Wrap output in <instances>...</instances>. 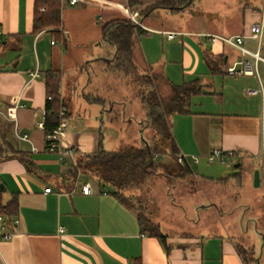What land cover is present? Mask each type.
I'll list each match as a JSON object with an SVG mask.
<instances>
[{
  "label": "crops",
  "instance_id": "obj_1",
  "mask_svg": "<svg viewBox=\"0 0 264 264\" xmlns=\"http://www.w3.org/2000/svg\"><path fill=\"white\" fill-rule=\"evenodd\" d=\"M35 5L36 0H0V185L5 189L3 203L16 204V217L20 220L17 226L10 227L15 233L13 239L0 241V264H246L238 250L245 244L240 242L237 232L245 235L249 229L246 226L249 215L242 210L238 213L244 214L242 219L232 216L233 219L226 222L218 216L213 221L203 220L204 214L214 219L216 213L199 211L198 220H191L188 230H181L174 236L165 234L170 248L167 254L158 239L142 233L136 214L108 194L107 187L102 188L96 182L81 183L79 178L74 182L69 180L68 167L80 156L95 153L103 146L100 127L104 114L107 113L114 126H118V119L123 118L128 109L124 101L120 103V112L100 107L102 104L95 101L98 93L96 88L92 89L97 71L101 64L110 69L114 61L104 56L107 49H102L104 43L109 44L103 38L104 24L117 20L135 23L125 12L130 8L127 0H84L77 5L62 0L59 26L35 32ZM262 9L263 6L260 14L252 17V25L261 20ZM141 24L144 33H176ZM252 25L247 24L243 35L250 34ZM207 34H221L199 33L196 36L209 47L208 55L223 62L227 70L236 54L232 55L229 47L221 43H212L205 37ZM176 37H167V40L174 42ZM247 41L251 40H246L245 45ZM135 45L134 61L141 58L145 62L144 65L136 62L135 66L139 71L150 70L148 43L141 41L143 49ZM180 47L172 45L170 53L179 55L184 72L190 76L202 73L199 61L185 50V44ZM247 47L255 50L256 43L253 48ZM156 67L161 70V65ZM209 69L212 75L227 74L217 66L210 65ZM50 74H57L61 79V100L70 123L63 136V145L75 151V161L63 162L57 152L48 151V132L46 127H39L41 121L46 125V78ZM235 77L239 79L230 82L234 85L231 92L228 93L224 86L221 102L214 103L219 110H194L190 104L189 113L171 115L169 122L180 155L187 159L199 158L194 164L200 167L203 180L228 182L225 177L214 178L215 168L207 157L213 150H233L239 154L240 166L247 163L246 173L240 176L244 187L253 186L256 171L260 173L261 187L264 186L262 95L249 94L260 85L255 77ZM195 80L202 87L201 94L217 95L213 80L204 85L205 81L194 77L183 83ZM65 84L74 88L77 99L73 108L64 100ZM170 85L163 77L162 92L169 94ZM83 86L82 93L78 94ZM232 93L234 98L227 99L226 95ZM113 103L119 104L118 101ZM91 104L95 105V111L90 109ZM229 104L232 106L227 109ZM15 106L20 107L13 122L7 117ZM70 108L79 120L72 119ZM25 134L28 140L19 138ZM22 157L29 160L30 168ZM85 183L92 185L89 195L82 192ZM48 188L52 192L46 193Z\"/></svg>",
  "mask_w": 264,
  "mask_h": 264
},
{
  "label": "rangeland",
  "instance_id": "obj_2",
  "mask_svg": "<svg viewBox=\"0 0 264 264\" xmlns=\"http://www.w3.org/2000/svg\"><path fill=\"white\" fill-rule=\"evenodd\" d=\"M154 1L149 0L148 2L153 3ZM145 2L142 4L139 2L131 10L130 8L128 9L133 13L139 14L140 10L145 8L148 3L147 1ZM263 5L264 0H196L184 11L176 14H171L172 12L167 9L158 8L154 11L152 17H138L137 20L150 27L158 30L175 31L177 37L174 42H169L166 34L150 31L140 33V39L137 35L135 36L134 41H136L138 47H142L140 45L141 41L142 43H148L149 59L147 62L150 65V70H138L139 72L125 75L120 70H114L117 62H113L110 69L105 68L104 64H101L102 66L97 71L96 79L93 80L94 87L92 89L96 88L98 93L97 99H102L101 97L107 98L99 106H105L108 110L115 108L120 112V103L124 101L128 104L124 117L118 119L120 122L118 126H114L107 113L104 114L103 123L100 127L103 136V146L101 145V149L112 152L127 146L140 148L144 144V138L152 142L150 128L143 126L145 124L143 120L146 119L147 111L142 107L140 96L144 93L147 94L150 90L151 93H155L154 95L157 96L158 100L167 99L169 95L163 93L161 90L163 77L171 85L179 86L183 84V81H190L194 77L205 81L203 82L204 85H207L209 82L213 83L212 80L215 81L213 88L217 93L215 97L203 94L198 95V97L193 96L191 104L194 110L197 108L212 111L219 110L214 103L221 102L222 98L220 95L224 86L228 88V93L231 92L230 90L234 85L230 82L239 78L228 74L225 75L224 72H222L223 74H210V65L212 67L217 66L221 71H226V73L227 70L223 62L217 61L208 55L209 47L196 34L216 33L225 36H241L244 34L247 24H249V27L252 25V17L260 14ZM106 24L107 22L104 25ZM182 32H192V34L182 35ZM254 43V41H247L246 46L253 48ZM109 44H103L102 49H107V53H104V56L114 59L116 48ZM184 44L185 50L191 54V57L199 61L202 73L199 72L195 76L187 75L184 72L179 55L170 53L172 45L181 49L180 46ZM228 51L232 52V55L236 54L235 58L232 59L231 65L234 64V61L240 60L241 55L239 50L228 48ZM194 59L193 61H195ZM136 62L139 65L145 64L141 58H137ZM136 62L134 61V65H138L135 64ZM156 65H161V70H158L159 68ZM139 77H145L149 81H152L149 90L146 86H140L143 84V79L140 80ZM83 89L84 86L80 87L78 94H81ZM64 90L66 105L73 108L72 105L77 99L74 97V88L72 85L68 86L65 84ZM204 90H206V87H204ZM87 93V95L91 94ZM234 96L233 93L227 94L226 98L228 99L229 97L231 99ZM116 101L119 102L118 105L113 103ZM231 106L229 104L227 109ZM94 107L95 105L91 104L90 109L95 111L96 108ZM71 108L72 119L79 120L77 114ZM90 109L89 111L92 113ZM66 112L68 114L67 109ZM168 118L170 121L172 120L171 114H168ZM187 160L192 170L191 173H188L181 166L179 156L175 155L171 150H169V153L156 158L155 174L151 175L141 190L135 192V195L141 196L144 212L154 223L159 224L163 234L174 236L180 233L181 230H188L190 221L198 220L199 211L216 213L213 214L215 215L214 219L212 216L204 214L203 220L213 221L218 216L221 219L223 218L222 220L220 219L221 221L226 222L233 219L232 216L242 219L244 214L242 213L241 216L238 214L242 210L249 215L246 223L249 229L245 234L247 238L242 231L237 233L240 242H243L245 244L242 243L244 248H247V254H245L247 263L264 264V186L254 188L253 182L254 187H244L240 176L246 173L247 163L244 162L242 166L237 168L235 165L239 163L238 158L234 161H229L226 165H222L218 161L213 164L211 163L212 167L215 168V171L212 172L216 180L222 177L229 180L228 182L215 183L203 180L201 178L202 174L199 171L200 167L194 164L192 158L189 157ZM79 179L81 183L95 182L92 177L83 174L80 175ZM251 245L254 247V254L252 253Z\"/></svg>",
  "mask_w": 264,
  "mask_h": 264
},
{
  "label": "trees",
  "instance_id": "obj_3",
  "mask_svg": "<svg viewBox=\"0 0 264 264\" xmlns=\"http://www.w3.org/2000/svg\"><path fill=\"white\" fill-rule=\"evenodd\" d=\"M145 1L148 2L149 0H127V3L132 8L135 4L139 2L142 4ZM195 1L155 0L153 3L148 2L138 15L141 18L149 17L158 8L167 9L172 13H179L191 6ZM61 6L62 0H36L34 31L40 32L47 28L58 27L60 24ZM142 32L144 31L139 26L133 25L129 20H117L114 23L104 25V40L116 48L113 61L117 62L115 68L126 74L137 72L138 69L134 65V49L136 46L134 38ZM139 78L140 80L143 79V84L140 86H146L149 90L152 81L145 77ZM60 82V76L57 74H50L46 78L48 96L53 97L52 101H48L46 108L47 132H50L52 127L59 123L58 113L63 107ZM201 93L202 87L199 81L195 80L188 83L185 82L180 86L170 85L169 96L165 100H158L157 96L154 95L155 93H151L150 90L147 94H141L142 107L147 111L143 126L150 128L152 142L144 138V144L140 148L127 146L112 152L99 148L95 153L80 156L76 164L70 165L67 169L70 181L78 180L80 175L83 174L92 177L102 188L107 187L108 194L114 196L127 209L136 214L142 233L158 239L165 247L167 254L170 253V248L167 246L168 236L163 234L159 224L154 223L144 212L141 196L135 195V192L141 190L151 175L155 174V160L158 156L169 153V150L180 156L168 114L189 113L193 96ZM95 101L101 104L104 102L103 98ZM21 160L30 168L31 163L29 160L23 157ZM180 164L188 173L192 172L187 162H180ZM0 214L9 218L16 217L17 214L16 204L5 205L3 203L2 190H0ZM238 250L246 264H248L245 258L247 248L241 245ZM251 250L253 253V247Z\"/></svg>",
  "mask_w": 264,
  "mask_h": 264
},
{
  "label": "built area",
  "instance_id": "obj_4",
  "mask_svg": "<svg viewBox=\"0 0 264 264\" xmlns=\"http://www.w3.org/2000/svg\"><path fill=\"white\" fill-rule=\"evenodd\" d=\"M70 5H77L84 0H63ZM125 12L129 16L130 20L135 23L136 26L142 27V24L138 18L137 13L131 12L129 9H126ZM2 35V30L0 28V36ZM169 39H174L176 33H167ZM212 43H221L225 47L234 48L240 51V60L234 62L233 65L227 68V74L232 76H251L255 77L259 82L258 90H250L249 94L262 95L263 103V117H262V131L264 138V5L262 9V18L258 22L254 23L251 27V32L249 35L241 36H223V35H205ZM246 40H251L256 43L255 50L249 49L245 45ZM38 75H35V77ZM48 101H52L53 97L48 96ZM20 106H15L13 109H10L8 113V119L15 122L16 121V111ZM2 110V103L0 101V114ZM46 116V113H45ZM59 123L55 127H52V130L47 133V148L50 152H57L60 155V159L63 162L67 160L75 161V151L72 148L64 147L63 145V136L67 132L69 123L67 119V112L64 107L59 110ZM39 127L45 128V122H39ZM23 140H28V135L19 136ZM239 157L237 151H221L213 150L207 157L209 163H214L216 161L220 162L222 165L228 164L229 161H234ZM263 158H264V147H263ZM179 160L181 163L188 162L187 158L180 155ZM192 161L194 163L199 162L198 157H193ZM76 164V162L74 163ZM82 192L85 195L92 193V185L90 183L82 184ZM1 190V188H0ZM46 193L52 192L51 188L45 190ZM20 220L18 217L9 218L6 215L0 214V241H10L13 239L15 233L11 230L10 227H15L19 224ZM63 232V230L61 231Z\"/></svg>",
  "mask_w": 264,
  "mask_h": 264
},
{
  "label": "water",
  "instance_id": "obj_5",
  "mask_svg": "<svg viewBox=\"0 0 264 264\" xmlns=\"http://www.w3.org/2000/svg\"><path fill=\"white\" fill-rule=\"evenodd\" d=\"M239 166L240 165L237 164L236 165V168L239 167ZM260 184H261V181H260V173H259V171H256L255 174H254V186L256 188H258V187H260ZM0 188H1L2 191L5 190L2 185H0Z\"/></svg>",
  "mask_w": 264,
  "mask_h": 264
}]
</instances>
